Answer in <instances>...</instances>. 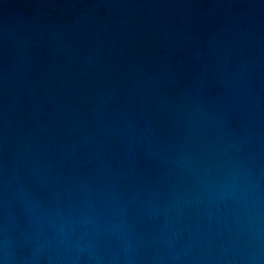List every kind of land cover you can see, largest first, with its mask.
<instances>
[{
    "label": "water",
    "instance_id": "water-1",
    "mask_svg": "<svg viewBox=\"0 0 264 264\" xmlns=\"http://www.w3.org/2000/svg\"><path fill=\"white\" fill-rule=\"evenodd\" d=\"M0 264H264V0H0Z\"/></svg>",
    "mask_w": 264,
    "mask_h": 264
}]
</instances>
